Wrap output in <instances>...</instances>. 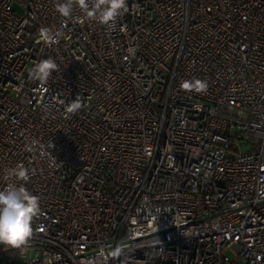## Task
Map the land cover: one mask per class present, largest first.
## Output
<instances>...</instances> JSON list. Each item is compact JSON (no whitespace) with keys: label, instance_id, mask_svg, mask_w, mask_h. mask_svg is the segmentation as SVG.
<instances>
[{"label":"built area","instance_id":"built-area-1","mask_svg":"<svg viewBox=\"0 0 264 264\" xmlns=\"http://www.w3.org/2000/svg\"><path fill=\"white\" fill-rule=\"evenodd\" d=\"M58 2L0 0V190L40 204L0 264H264V0Z\"/></svg>","mask_w":264,"mask_h":264},{"label":"clouds","instance_id":"clouds-1","mask_svg":"<svg viewBox=\"0 0 264 264\" xmlns=\"http://www.w3.org/2000/svg\"><path fill=\"white\" fill-rule=\"evenodd\" d=\"M73 6H79L88 18L98 19L105 25L114 23L122 11L126 10V0H64L56 3V11L63 17H70ZM41 39L54 42L49 29L41 28ZM53 60H44L31 70L34 79L45 81L56 68ZM204 87V85H202ZM77 103L72 108L76 109ZM7 177L27 181L28 171L22 165L8 169ZM39 197L28 191L23 184L8 183L0 190V245L21 249L33 234V218L39 214Z\"/></svg>","mask_w":264,"mask_h":264},{"label":"rangeland","instance_id":"rangeland-1","mask_svg":"<svg viewBox=\"0 0 264 264\" xmlns=\"http://www.w3.org/2000/svg\"><path fill=\"white\" fill-rule=\"evenodd\" d=\"M238 151L240 152V153H247L248 151H249V146H248V144H246V143H239L238 144ZM228 255L230 256V257H232V255L230 254V253H228Z\"/></svg>","mask_w":264,"mask_h":264},{"label":"snow or ice","instance_id":"snow-or-ice-1","mask_svg":"<svg viewBox=\"0 0 264 264\" xmlns=\"http://www.w3.org/2000/svg\"><path fill=\"white\" fill-rule=\"evenodd\" d=\"M185 87H187V85H185Z\"/></svg>","mask_w":264,"mask_h":264}]
</instances>
